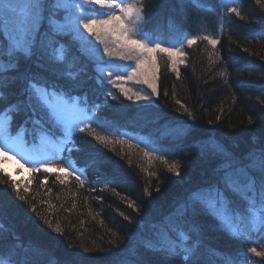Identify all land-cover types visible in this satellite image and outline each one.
Here are the masks:
<instances>
[{"label":"trees","instance_id":"obj_1","mask_svg":"<svg viewBox=\"0 0 264 264\" xmlns=\"http://www.w3.org/2000/svg\"><path fill=\"white\" fill-rule=\"evenodd\" d=\"M122 2L140 13L133 24L134 35L149 47L160 44L162 38L183 37V62H176L178 74L172 70L174 58L157 51L130 80L116 75L98 78L94 61L82 54L75 34L53 31L65 22L70 10L54 8L53 0H41L40 31L53 38L55 47L67 49L58 69L63 78L50 77L48 82L62 85L58 92L64 98L93 115L91 127L74 134L71 151L86 182L81 186L75 176L44 172V167L33 171L27 182L15 181L0 170V261L62 264L78 252L92 258L77 257L80 264H264V255L248 251L255 248L264 253V225L250 226L253 212L264 219V208L258 199L255 205L250 202L252 193L245 196L240 191L226 193L229 203L223 226L205 214L194 220H170L171 227L179 224L187 235L184 245L195 248L188 261L180 258L183 252L168 257L146 247L155 242L163 218L191 191L213 183L224 164L246 163L251 155L253 166L260 167L259 153L264 149V0ZM33 3L0 0V28L11 30L27 19ZM6 6L12 11H4ZM233 8L239 16L230 11ZM115 12L121 15L119 9ZM85 35L87 47L97 57L107 45L112 56L103 55V59L118 65L127 77L136 61L121 58L126 52L115 37L99 25L94 26L93 34L85 31ZM205 36L218 41L215 47ZM188 39L196 42L189 45ZM20 67L23 69V61ZM3 75L0 109L22 99L21 85L14 80L17 72ZM109 79L115 82L109 83ZM145 79L156 85L159 95L152 94ZM136 93L151 98L137 101ZM9 115L8 131L23 135L35 156L45 138L59 146L55 124L38 127L29 122L21 128L23 114ZM97 136L105 140L101 142ZM45 219L51 221V227ZM169 235L180 242L175 231Z\"/></svg>","mask_w":264,"mask_h":264},{"label":"snow or ice","instance_id":"obj_2","mask_svg":"<svg viewBox=\"0 0 264 264\" xmlns=\"http://www.w3.org/2000/svg\"><path fill=\"white\" fill-rule=\"evenodd\" d=\"M53 7L66 8L71 12L65 22L56 25L53 31L55 33L70 32L75 34L80 42L82 54L94 61L98 78L104 77L107 79L116 75L117 79L122 80L125 77L119 71L118 65L111 64L103 59V55L112 56L107 45L104 47L103 55L99 57L96 56L92 48L87 47L89 38L85 35V31L88 34H93L94 26L96 25L104 27L106 32L115 37L118 46L125 50L126 55L122 53V59H134L136 61L135 67L127 75L128 79L140 73L145 63L151 58L152 53L157 51L167 53L169 59L178 54V50L174 48H164L159 43L149 47L148 43L137 38L134 35V27L126 25L125 20L130 21L134 13L139 19V13L133 5L123 4L122 0H53ZM116 9L120 10L121 15L116 14ZM4 11L11 12L12 9L10 6H6ZM230 11L236 12L238 16L240 15L235 8L230 9ZM41 20V0H34L31 6V13L27 19L16 23L11 30L0 28V37H3L0 40V89L5 86L3 73L5 71H16L17 75L14 80L19 81L21 85L20 96L22 97V99L10 104L7 108L0 109V131L3 130L4 123L12 119L9 113L17 115L22 113L24 122L20 125L21 128L29 122L38 127H45L51 122L57 126L59 133L55 139L59 140L62 145L72 144L74 146V134L77 132L83 133L89 129L92 120L85 109L75 103L70 104L64 99L63 94L58 92V89L63 87L62 85L48 82L50 77L56 81L63 78V74L58 69L66 57L67 49L64 45H60L58 48L55 47L53 38L47 32L42 33L40 31ZM96 36L99 39L98 32ZM204 39H207L213 47L218 43L216 39H211L208 36H205ZM4 41H6V44ZM195 42V39H188L189 45ZM5 58H7V62ZM21 61H23V69L20 67ZM172 70L177 71L178 74L174 59H172ZM220 75L223 76L225 73L221 72ZM70 78L75 79V77H71V74ZM108 82L114 83L115 81L109 79ZM144 82L151 88L153 95H159L155 84L147 79ZM121 91L124 92L129 100L133 98L127 95V90L122 88ZM108 95H111V93L109 92ZM112 98L116 99L115 96ZM135 98L137 101H147L151 97L136 93ZM2 99L3 92H0V100ZM177 102L179 103V101ZM249 123H252L251 119H249ZM44 134L48 135V133ZM96 139L103 142L105 137L97 136ZM10 147V141L0 139V154L7 156ZM213 147L217 151H222L218 145ZM68 151L71 152L72 149L69 148ZM148 154L150 153H146V155ZM259 156L261 163L258 169L253 166L252 156L249 155L246 163L232 161L224 164L218 170L213 183L191 191L184 202L174 209L173 213L163 218L161 228L156 234L155 242L148 243L146 245L147 249L154 253H164L168 257L179 256L180 252H183V256L180 258L188 261L194 255L195 248H189L184 245L183 242L188 239L187 235L179 224L176 227H171L170 220L176 218L179 221H184L188 217L194 220L201 214H205L212 216L220 226H223L224 218L228 214L227 192L240 191L245 196L248 193H252V196L249 197L250 202L255 205L258 199L261 207L264 208V149H261ZM35 170L33 169V171ZM55 171L57 169L44 167V172ZM58 171L62 174L75 176L76 181L81 186L86 182L85 179H82L83 171L75 166V162L71 159ZM176 174L179 175V172L177 171ZM57 178L59 179V177ZM61 183H63V180H61ZM156 191H159V188ZM17 194L19 195V192ZM146 194L151 195L150 193ZM20 198L25 199L23 196ZM128 206L134 207L132 204ZM33 211H35L34 206ZM124 219L127 220L128 217L124 216ZM44 223L48 224L49 227L52 226L51 221L47 219L44 220ZM259 225H264V219H258L255 212H253L250 226L256 228ZM55 230L60 232L59 228ZM170 231L177 233L179 243L172 240L169 235ZM84 251L87 252L90 249L85 248ZM248 251L256 255H264V253H257L255 248H250ZM73 257V260L62 262V264H80V259H92L91 257H81L78 252L74 253ZM77 257L80 259H76ZM142 264H147V262H142Z\"/></svg>","mask_w":264,"mask_h":264},{"label":"rangeland","instance_id":"obj_3","mask_svg":"<svg viewBox=\"0 0 264 264\" xmlns=\"http://www.w3.org/2000/svg\"><path fill=\"white\" fill-rule=\"evenodd\" d=\"M137 11V9L135 8ZM138 12V11H137ZM139 13V12H138ZM140 17V13H139ZM137 19L136 14H133L132 19L125 20L126 25H130L133 27V24ZM160 45L162 47H171L175 50H178V54L173 57L176 62H183L184 56V42L183 37L180 35H173L169 38H162L160 41ZM130 73V72H129ZM133 78V77H132ZM131 78V79H132ZM130 80L127 77L124 78V81ZM66 99V98H64ZM67 100V99H66ZM68 103H72L67 100ZM87 115L93 119V115L89 113L87 110ZM8 122H5L3 125V130L0 131V139H6L11 142V147L8 149L7 156L0 154V170L4 171V173L9 174L15 181H23L27 182L32 173L33 169H39L40 167H52L54 169H58L65 166V163L69 161V159L75 160L71 157V152L68 151L69 148H74L72 144L62 145L60 142H57L59 146L56 148V144L51 141V139L45 138L43 143L39 145L38 150L40 154L35 156L31 152V146L27 144V140L23 135L13 136L7 129ZM63 148V150H61ZM23 165V167H21ZM75 166L78 165L75 162ZM79 168V167H78ZM80 169V168H79ZM82 178H86V175L83 172ZM0 264H8L2 263Z\"/></svg>","mask_w":264,"mask_h":264}]
</instances>
